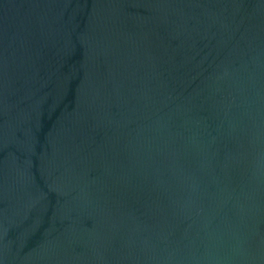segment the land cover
<instances>
[{
	"label": "water",
	"instance_id": "1",
	"mask_svg": "<svg viewBox=\"0 0 264 264\" xmlns=\"http://www.w3.org/2000/svg\"><path fill=\"white\" fill-rule=\"evenodd\" d=\"M0 264H264V0H0Z\"/></svg>",
	"mask_w": 264,
	"mask_h": 264
}]
</instances>
